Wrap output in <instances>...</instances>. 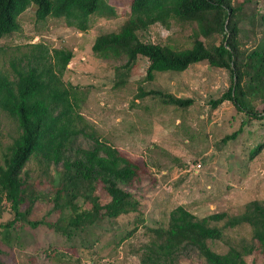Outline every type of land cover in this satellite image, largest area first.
<instances>
[{
    "label": "rangeland",
    "instance_id": "1",
    "mask_svg": "<svg viewBox=\"0 0 264 264\" xmlns=\"http://www.w3.org/2000/svg\"><path fill=\"white\" fill-rule=\"evenodd\" d=\"M104 1L114 8L115 15L91 16L85 32L67 27L62 18L37 21L34 8H28L18 18L19 29L0 39V67L8 71V60L29 51L32 44L49 48L54 71L65 86L73 88L77 112L88 128L148 171L140 184H134L144 222L118 245L110 239L128 226L134 214L115 220L102 218L92 227L93 236L86 237L89 243L81 234L69 240L42 225L32 229L17 224L6 231L3 225L13 219V209L27 211L33 197L36 200L28 214L30 220L54 222L58 218L57 213H50V176L44 174L39 156H34L20 174L17 201H9L5 193L1 196L0 264H59L58 260L67 264H143L156 240L150 229L166 225L175 207L184 206L202 218L221 212L237 215L250 201L264 202V119L249 120L235 140L222 143L226 135L240 129L244 117L230 102L214 110L208 103L227 90L229 72L202 62L179 73L157 72L150 82L146 80L147 61L138 58L126 84L117 86L116 68L126 58H100L91 47L98 35L122 27L130 0ZM253 10L258 13L255 26L248 21L240 25V40L247 48L254 47L261 37L259 16L264 13V0H251L246 13L250 15ZM193 29L194 25L184 23H172L168 29L155 24L138 36L142 42L185 48L191 44ZM139 88L190 98L193 104L183 109L164 105L151 96L140 99ZM263 107L258 104V109ZM17 133L14 122L0 113V165ZM80 143L88 147L90 141L80 139ZM100 201L106 202L103 197ZM211 225L221 226L222 222ZM251 243L250 227L244 224L225 229L224 239L208 241V246L223 254L229 245ZM245 261L264 264V253L255 249ZM179 264L205 263L196 253L188 252Z\"/></svg>",
    "mask_w": 264,
    "mask_h": 264
},
{
    "label": "trees",
    "instance_id": "2",
    "mask_svg": "<svg viewBox=\"0 0 264 264\" xmlns=\"http://www.w3.org/2000/svg\"><path fill=\"white\" fill-rule=\"evenodd\" d=\"M251 0H130L127 20L117 32L98 35L91 51L100 58H126L116 68V84H126L138 58L147 61L146 80L153 81L157 72H183L192 65L205 62L230 74V85L218 98L208 103L216 109L230 102L242 113L240 129L226 135L221 142L233 141L249 120L264 119V13H260L261 37L247 48L240 40L241 23L254 27L258 13L249 15L246 6ZM34 8L37 21L47 17L62 18L67 27L85 32L91 16L111 18L114 8L104 0H0V39L19 29L18 18ZM172 23L194 25L191 44L173 48L142 42L138 33L159 24L170 28ZM8 71L0 67V113L16 125V137L6 147L0 165V200L15 203L21 186L20 174L28 159L39 156L44 174L53 185L54 222L30 220L27 211L14 208V217L3 225L8 231L17 224L32 229L42 225L66 239L87 236L102 218L115 220L134 214L128 226L110 239L120 244L130 238L144 222L134 184H140L146 168L138 165L118 149L99 139L78 114V100L71 86H65L54 71L49 48L30 45L29 51L8 60ZM137 98L151 96L164 105L187 108L190 98L175 97L160 90L139 88ZM80 139L90 141L83 147ZM255 150V149H254ZM52 168V175L49 169ZM103 197L106 202L100 201ZM222 222L221 226L211 223ZM247 224L251 244L229 245L223 254L214 252L208 241L224 239V230ZM129 226H132L129 229ZM156 237L143 264H179L188 252L196 253L205 264H246L245 257L255 249L264 253V202L250 201L237 215L224 212L197 218L184 206L170 211L166 225L150 229ZM91 245V244H89ZM59 264H67L58 260Z\"/></svg>",
    "mask_w": 264,
    "mask_h": 264
}]
</instances>
